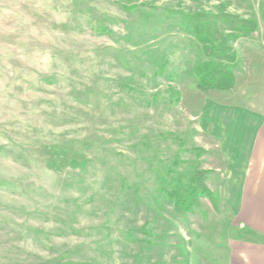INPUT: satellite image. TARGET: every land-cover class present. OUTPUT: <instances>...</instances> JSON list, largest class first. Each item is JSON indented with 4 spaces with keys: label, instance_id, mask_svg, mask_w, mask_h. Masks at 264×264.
<instances>
[{
    "label": "rangeland",
    "instance_id": "rangeland-1",
    "mask_svg": "<svg viewBox=\"0 0 264 264\" xmlns=\"http://www.w3.org/2000/svg\"><path fill=\"white\" fill-rule=\"evenodd\" d=\"M260 1L0 0V264L224 262L218 193H169L201 190L202 106L252 95L196 88L186 17L226 2L261 37Z\"/></svg>",
    "mask_w": 264,
    "mask_h": 264
},
{
    "label": "crops",
    "instance_id": "crops-1",
    "mask_svg": "<svg viewBox=\"0 0 264 264\" xmlns=\"http://www.w3.org/2000/svg\"><path fill=\"white\" fill-rule=\"evenodd\" d=\"M241 39L252 49L238 71ZM234 51L230 90H248L252 100L208 99L202 106V156L207 158L202 177L214 204L218 193L220 213L232 232L221 263L264 264V36L240 37Z\"/></svg>",
    "mask_w": 264,
    "mask_h": 264
},
{
    "label": "trees",
    "instance_id": "trees-1",
    "mask_svg": "<svg viewBox=\"0 0 264 264\" xmlns=\"http://www.w3.org/2000/svg\"><path fill=\"white\" fill-rule=\"evenodd\" d=\"M131 5L127 8H134ZM226 2H220L214 11H195L186 17L198 42V58L194 65L195 86L199 90H230L235 83L232 64L235 60L234 41L256 29L253 18H239L227 11ZM261 19L264 23V0L260 1ZM179 101V95L175 97ZM198 186L183 187L169 193L178 213L192 211L199 198L212 199L210 190L203 182Z\"/></svg>",
    "mask_w": 264,
    "mask_h": 264
}]
</instances>
